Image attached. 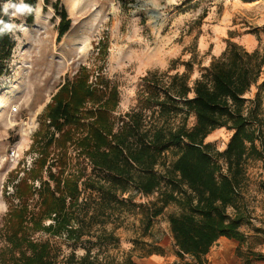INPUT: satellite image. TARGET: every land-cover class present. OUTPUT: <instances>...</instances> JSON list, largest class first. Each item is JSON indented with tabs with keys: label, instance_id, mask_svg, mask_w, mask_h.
Segmentation results:
<instances>
[{
	"label": "trees",
	"instance_id": "trees-1",
	"mask_svg": "<svg viewBox=\"0 0 264 264\" xmlns=\"http://www.w3.org/2000/svg\"><path fill=\"white\" fill-rule=\"evenodd\" d=\"M10 1L0 0V21L12 25L3 10L4 2ZM22 3L31 9L24 13L31 23L36 0ZM56 12L59 40L70 19L63 9ZM12 32L13 27L0 32V76L14 47ZM182 65L184 71L173 74L148 71L141 106L124 113L116 128L111 117L114 90L102 101L105 89L87 83L84 66L64 82L39 115L35 142L46 141L38 145V156L31 167L7 174L5 184L12 188L15 203L1 217L0 264H133L115 261L104 248L118 243L115 231L126 214H141L147 231L168 205L177 209L166 220L179 259L205 264L220 237L245 241L240 227L251 218L245 201L248 163L260 161L264 169V51L227 41L192 86L191 63ZM86 101L102 103L82 112ZM83 115L92 120L80 135ZM189 116L194 118L191 126ZM220 128L230 132L222 149L205 141ZM51 144L60 151L49 163ZM66 144L77 156L70 169ZM169 152L172 158L167 160ZM138 194L155 198L135 203ZM38 232L58 239L69 251L49 239H35ZM159 249L149 252L159 254ZM249 257L264 260L259 252L250 251Z\"/></svg>",
	"mask_w": 264,
	"mask_h": 264
},
{
	"label": "rangeland",
	"instance_id": "rangeland-1",
	"mask_svg": "<svg viewBox=\"0 0 264 264\" xmlns=\"http://www.w3.org/2000/svg\"><path fill=\"white\" fill-rule=\"evenodd\" d=\"M22 1L11 0L3 6L19 5ZM61 9L68 15L70 27L58 40L56 11ZM33 11L31 23L26 21L24 13L9 12L14 47L0 76V225L9 204L15 203V199L10 198L12 188L5 184L7 174L17 167H31L38 156V145L46 141L35 142L39 115L64 82L72 80L79 67L87 69L88 84L105 89L102 101L113 90L116 92V105L111 111L116 128L124 113L141 106L143 77L148 71L182 72V63L188 61L191 63L188 84L192 86L227 41L236 42L247 50L264 51V0H36ZM100 102L86 101L82 112L96 109ZM91 120L92 117L83 115V129L77 128V133L85 135ZM193 120V116L188 117V126ZM48 131L58 137L52 127ZM229 136L226 129H215L205 141L222 149ZM54 145L49 147V163L60 151ZM65 151L71 159L70 169L76 152L69 144ZM166 157L170 160L171 153ZM52 170L55 172L57 166H52ZM86 172L91 173L89 165ZM248 174L245 201L251 218L250 224L240 227L246 239L238 242L220 237L206 254L205 264H264V260L249 257L250 251L264 254L262 163L249 161ZM42 177L47 178L44 171ZM154 198L155 194H138L133 201L146 204ZM176 211L175 206L168 205L147 231L140 221L141 214H126L121 227L115 231L118 243L104 249L119 262L193 263L190 257L179 259L174 254L166 216ZM33 237L49 239L60 244L65 252L69 251L58 239L41 232ZM155 246L160 248L159 254L149 252L154 251ZM82 251L76 248L78 254Z\"/></svg>",
	"mask_w": 264,
	"mask_h": 264
},
{
	"label": "clouds",
	"instance_id": "clouds-1",
	"mask_svg": "<svg viewBox=\"0 0 264 264\" xmlns=\"http://www.w3.org/2000/svg\"><path fill=\"white\" fill-rule=\"evenodd\" d=\"M3 10L5 14H9V12L11 11V13L15 15V14H23L25 12L30 11L31 9L29 8L28 5L21 3L19 5L6 4ZM0 24H3V21H0ZM12 27L13 26L10 24H3V27L0 28V32H3L5 30H11Z\"/></svg>",
	"mask_w": 264,
	"mask_h": 264
}]
</instances>
